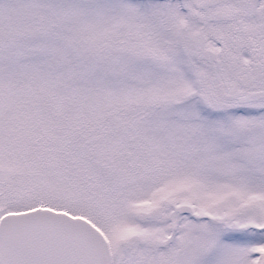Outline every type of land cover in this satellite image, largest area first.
<instances>
[{
  "label": "snow or ice",
  "instance_id": "obj_1",
  "mask_svg": "<svg viewBox=\"0 0 264 264\" xmlns=\"http://www.w3.org/2000/svg\"><path fill=\"white\" fill-rule=\"evenodd\" d=\"M0 264H264V0H0Z\"/></svg>",
  "mask_w": 264,
  "mask_h": 264
}]
</instances>
